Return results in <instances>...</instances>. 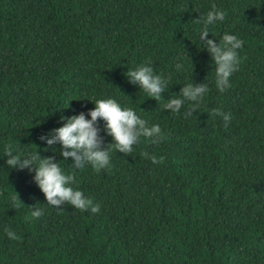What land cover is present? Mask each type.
I'll return each mask as SVG.
<instances>
[{"label":"trees","instance_id":"16d2710c","mask_svg":"<svg viewBox=\"0 0 264 264\" xmlns=\"http://www.w3.org/2000/svg\"><path fill=\"white\" fill-rule=\"evenodd\" d=\"M213 4L227 15L207 39L245 42L224 92L193 22ZM148 60L169 81L161 101L127 77ZM191 82L209 88L200 109L166 110ZM99 99L158 124L165 139L141 137L130 156L113 149L99 173L74 171L61 145L40 137L62 116L90 119ZM213 109L231 114L227 128ZM104 123L102 147L113 142ZM8 144L22 158L55 156L100 212L49 206L33 172L7 166ZM0 264H264V0H0Z\"/></svg>","mask_w":264,"mask_h":264},{"label":"clouds","instance_id":"9594fccd","mask_svg":"<svg viewBox=\"0 0 264 264\" xmlns=\"http://www.w3.org/2000/svg\"><path fill=\"white\" fill-rule=\"evenodd\" d=\"M226 12L217 9L212 5V10L206 17L199 16L193 20L197 24H202L199 41L202 49L206 50L215 65V84L220 92L228 89L230 77L239 70L242 58L239 56L244 41L236 35L225 33L220 42L214 39H207L209 36V26L226 19ZM180 70L182 65L177 64ZM154 67L151 60L138 66L135 70H129L127 77L130 83L137 85L151 99L163 100V94L169 89V81L162 75L154 74ZM209 92L206 84H194L193 82L183 86L179 95H173L164 103L163 107L173 114H179L180 109L188 102V110L184 113L185 118L194 115L204 103V99ZM69 105V104H68ZM95 107L89 110L86 119L84 112L70 117H61L63 126L53 129L50 133L42 135L41 141L51 148L53 145H61L60 155L65 161L72 159V167L83 169L86 164H91L92 168L99 173L102 169L110 168V153L114 149L119 153L131 155L133 146L139 144L141 137H144L151 144H159L165 139L164 134L158 124L148 126V122L141 119L131 108H122L115 99H99L94 103ZM212 115H219L223 118L224 127L227 128L231 121V114L213 109ZM104 121V130L112 137L113 142L103 146V137L100 135L101 128L99 121ZM48 148L45 149L47 151ZM5 154L8 159L6 164L11 169H28L34 173L33 180L45 196L49 206H54L57 210H62L65 203L80 211L90 210L92 214L100 212V206L94 204L92 198L85 197L80 190H74L70 185L74 182V174H65L55 156L41 157L39 152L31 153L25 158L14 154L11 144L5 146ZM140 155L145 159H150L154 164L164 162V157L159 159L155 155H150L147 151H142ZM18 199V194L13 200ZM19 200V199H18ZM22 204V202L19 200ZM31 217L40 218L43 210L32 206ZM5 233L10 240L19 237L10 229L5 228Z\"/></svg>","mask_w":264,"mask_h":264}]
</instances>
